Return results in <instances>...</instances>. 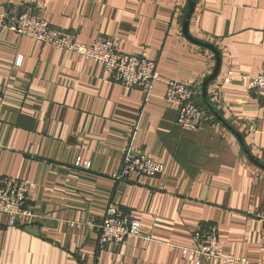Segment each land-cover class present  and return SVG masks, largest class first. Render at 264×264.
<instances>
[{
	"label": "crops",
	"instance_id": "crops-1",
	"mask_svg": "<svg viewBox=\"0 0 264 264\" xmlns=\"http://www.w3.org/2000/svg\"><path fill=\"white\" fill-rule=\"evenodd\" d=\"M194 2L189 33L221 57L209 101L264 163V105L240 78L264 69V0ZM11 5L31 7L81 44L114 40L123 53L155 62L159 80L146 97L94 61L0 31V178L28 185L35 215L12 227L0 214V264H222L183 259L178 247L193 246L200 224L218 227L227 254L264 262V171L207 108L210 120L187 130L165 100L168 82H187L205 109L201 87L217 64L184 35L188 0H0V15ZM229 71L235 76L225 84ZM131 139L164 165L165 190L155 179H114ZM112 204L155 242L100 248L93 226Z\"/></svg>",
	"mask_w": 264,
	"mask_h": 264
},
{
	"label": "built area",
	"instance_id": "built-area-1",
	"mask_svg": "<svg viewBox=\"0 0 264 264\" xmlns=\"http://www.w3.org/2000/svg\"><path fill=\"white\" fill-rule=\"evenodd\" d=\"M0 31L13 32L41 45L94 61L104 67L112 82L127 89L142 90L146 97L150 95L154 84L159 80L156 76L155 62L142 56L123 53L118 43L111 39H98L91 44H81L72 33L55 28L39 18L29 6H7L0 15ZM21 62L20 58L16 64L19 66ZM234 76L235 74L229 71L223 80L224 83H230ZM240 78L247 83L250 94L264 105V69L255 76L241 75ZM198 90L195 85L187 82L167 83L165 100L177 108L176 125L183 129L197 130L203 122L211 118L206 108L196 104ZM3 105L4 97L0 93V109ZM76 167L88 169L90 165L78 160ZM164 175V165L136 149L131 139L114 179L142 186L146 179H155L159 180L158 188L163 191L165 190ZM28 195L29 188L25 182L11 177L0 178V214L9 216L10 226H20L22 220L35 217ZM257 220L264 227V209L257 215ZM93 227L100 248L107 245H123L136 238L145 239L149 244L155 242L151 235L143 233L142 223L139 220L126 215L113 204ZM193 241L191 247H178L187 262L195 258L222 264H264V262L252 263L247 258L227 254L222 248L218 227L213 224H200L193 233Z\"/></svg>",
	"mask_w": 264,
	"mask_h": 264
},
{
	"label": "water",
	"instance_id": "water-1",
	"mask_svg": "<svg viewBox=\"0 0 264 264\" xmlns=\"http://www.w3.org/2000/svg\"><path fill=\"white\" fill-rule=\"evenodd\" d=\"M188 2L190 4V7H189V10H188V12L186 14V17H185L184 35H185L186 39L189 40L191 43L211 51L215 55L216 63H217L214 73L208 79H206L203 82V85L201 87L202 100H203L206 108L214 116L216 121L219 124H221L226 130H228L239 141V144H240L245 156L247 157V159L252 164H254L255 166H257L258 168H260L261 170L264 171V163H262L259 160H257L251 154V152L247 148L245 140L241 136V134H239L238 131L234 127H232L226 120H224V118L216 110L215 106L209 101L208 89H209L210 84L215 82L218 79V77H219L220 70H221V57H220V54H219L218 50L213 45H210V44L204 43V42H200L198 40H195L193 37H191V35L189 33V24H190L191 17H192V15L194 13V10H195V2H194V0H188Z\"/></svg>",
	"mask_w": 264,
	"mask_h": 264
},
{
	"label": "trees",
	"instance_id": "trees-1",
	"mask_svg": "<svg viewBox=\"0 0 264 264\" xmlns=\"http://www.w3.org/2000/svg\"><path fill=\"white\" fill-rule=\"evenodd\" d=\"M206 108V107H205Z\"/></svg>",
	"mask_w": 264,
	"mask_h": 264
}]
</instances>
